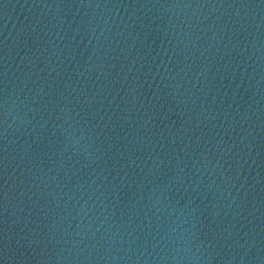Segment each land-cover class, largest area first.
Segmentation results:
<instances>
[{"label":"water","instance_id":"1","mask_svg":"<svg viewBox=\"0 0 264 264\" xmlns=\"http://www.w3.org/2000/svg\"><path fill=\"white\" fill-rule=\"evenodd\" d=\"M0 264H264V0H0Z\"/></svg>","mask_w":264,"mask_h":264}]
</instances>
